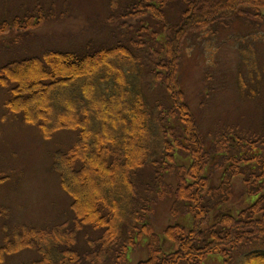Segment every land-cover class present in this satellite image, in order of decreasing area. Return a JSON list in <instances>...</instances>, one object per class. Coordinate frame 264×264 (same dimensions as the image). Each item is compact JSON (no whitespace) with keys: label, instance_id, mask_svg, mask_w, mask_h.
<instances>
[{"label":"trees","instance_id":"16d2710c","mask_svg":"<svg viewBox=\"0 0 264 264\" xmlns=\"http://www.w3.org/2000/svg\"><path fill=\"white\" fill-rule=\"evenodd\" d=\"M172 1L133 0L132 8L137 12L136 18L146 16L150 10L154 18L165 22L166 9L174 5ZM177 4L181 8L178 20L169 23L174 25L170 32L162 25L164 40L158 45L165 46L149 53L146 63L120 43L114 47L104 44L92 50L88 47L80 52L45 51L41 58L15 61L0 69V89L9 94L5 105L14 116L39 129L46 138L68 129L77 135L72 147L54 154L53 163L62 190L72 200L75 226L65 231L24 229L0 247L4 255L0 264L7 257L27 250L36 252L38 257L26 264H108L111 244L124 248L125 241L129 244L134 235L150 225L147 216L154 203L152 192L162 188L166 172L175 173L169 167L174 146L170 135L186 140L188 130H185L190 124L189 107L181 101L183 92L174 75L186 39L181 42V38L203 29V24L207 27L212 21L223 19L221 13L235 17L248 12V8L257 13L264 11V0H177ZM214 15L218 16L210 20ZM155 35L153 32V39ZM155 53L157 62L153 60ZM8 71H17V77L8 76ZM19 77L24 81L36 78L38 85L28 81L25 87ZM145 77L151 80L145 81ZM28 88L33 89L32 93ZM59 88L72 92L65 99L55 101V107L61 109L64 104L69 115L62 112L52 122L48 105L52 93ZM155 89L165 94L149 93ZM38 95L46 112L33 110L30 102ZM75 98L85 101L92 98L107 106L101 113L95 111L97 103L88 109H78ZM225 139L229 142L223 149L228 159L223 156L224 162L222 148L215 152L219 159L214 163L210 162L213 156L205 148L203 153L197 145L190 149L191 185L177 172L174 175L191 195L193 203L183 206L193 213L195 224L190 229L180 225L169 227L167 235L177 249L165 256L152 255L142 264H200L214 254L223 256L225 264H235L236 259H240L238 264H264V251L256 250L243 258L241 254L248 246L264 247V131L225 136ZM173 161L177 163L176 156ZM95 165L101 171L96 172ZM221 170L224 172L221 184L216 187L213 177ZM237 176L243 178L247 191L259 198L250 207L234 212L222 205L230 202L232 180ZM95 178L103 182V189L97 186ZM84 180L91 181V201L83 206L77 187L79 191L83 189ZM191 186H195L193 193L189 191ZM172 212H176V206ZM85 228L101 231V235L97 241L89 240L83 248L79 232ZM54 255L56 261H52Z\"/></svg>","mask_w":264,"mask_h":264},{"label":"rangeland","instance_id":"374dc122","mask_svg":"<svg viewBox=\"0 0 264 264\" xmlns=\"http://www.w3.org/2000/svg\"><path fill=\"white\" fill-rule=\"evenodd\" d=\"M173 2L174 5L166 9V21L162 22L154 18L150 10H147L146 16L136 18L133 0H0V69L15 61L35 56L41 58L45 51L80 52L88 47L92 50L104 44L114 47L120 43L146 63L149 53L165 46L158 45L164 40L162 25L165 24L170 32V27L174 25L169 23L178 20L180 6L176 0ZM262 13L248 8L245 14L227 17L225 12L221 13L225 17L218 21L214 18L220 14L214 15L210 18L214 21L209 26L203 24V29L189 32L181 38V42L186 39L174 75H177L183 92L181 101L189 107L190 124L185 130H188L186 140L170 135L174 146L169 167L171 172L185 177L190 185L192 146L197 145L201 153L205 148L212 154L210 162L214 163L219 159L215 152L222 148L223 153L224 146L229 142L225 136L264 131V11ZM153 32L156 33L154 39ZM136 45H139L138 49ZM153 60L158 61L156 53ZM16 73L8 71L7 75L14 78ZM18 79L25 87L28 81L38 85L36 78L27 81ZM144 80L151 79L145 77ZM32 90L28 88L31 93ZM176 91L179 92V86ZM149 93L165 94L161 89ZM67 94L72 92L64 88L52 93L48 105L52 122L57 121L62 112L69 115L64 104L61 109L55 107V101L65 99ZM9 98V94L0 89V247L24 229L37 227L51 231L62 228L60 230L65 231L75 226L72 200L62 190L53 163L55 153L74 145L76 133L68 129L46 138L39 129L26 124L21 117L8 110L5 104ZM75 99L78 109H88L97 103L96 113H101L107 106L92 98L89 101ZM30 103L35 112L47 111L41 108L39 95ZM119 107L124 109L121 105ZM173 156H176L177 163L173 161ZM223 156L224 153L222 162ZM95 171H101V167L95 165ZM175 173L166 172L162 188L152 192L154 203L147 216L150 225L139 235H134L129 244L125 241L124 248L111 244L108 264L120 259L117 264H142L152 255L165 256L177 249L167 235L168 228L180 225L190 229L195 224V218L183 206L193 201L184 183L177 181ZM223 173L221 170L213 177L216 187L220 186ZM94 181L97 186L103 187L101 180L95 178ZM90 182L84 180L80 191L77 187L83 206L91 201ZM194 190L195 186H191L189 191L193 193ZM163 193L167 194L161 196ZM230 196V202L222 206L234 212L250 207L259 198L247 191L240 176L232 180ZM175 206L176 212L173 213ZM79 233L83 248L87 247L89 240L97 241L101 235V231L88 228ZM256 250L264 251V247L248 246L241 250L242 258ZM2 256L0 249V259ZM35 257H38L36 252L27 250L7 257L4 264H26ZM51 258L52 261L57 259L55 255ZM238 262L240 259H236L235 264ZM200 264H224V261L221 255L214 254Z\"/></svg>","mask_w":264,"mask_h":264},{"label":"bare ground","instance_id":"6f19581e","mask_svg":"<svg viewBox=\"0 0 264 264\" xmlns=\"http://www.w3.org/2000/svg\"><path fill=\"white\" fill-rule=\"evenodd\" d=\"M41 93V92H40Z\"/></svg>","mask_w":264,"mask_h":264}]
</instances>
